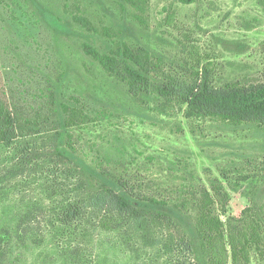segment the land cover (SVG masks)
<instances>
[{
  "label": "rangeland",
  "instance_id": "obj_1",
  "mask_svg": "<svg viewBox=\"0 0 264 264\" xmlns=\"http://www.w3.org/2000/svg\"><path fill=\"white\" fill-rule=\"evenodd\" d=\"M91 50L113 56L116 71ZM127 65L149 78L148 91L129 92ZM201 77L216 85L264 81V0H0V100L21 123L43 130L56 121L63 130L68 115L81 112L64 141L88 181L103 167L148 195L186 197L193 185L222 184L226 264H264V127L188 118L185 104L154 90ZM68 181L71 190L76 182ZM179 211V233L152 227L140 238L123 222L96 230L79 264H209L192 214ZM253 229L262 237L257 247L235 240ZM75 259L42 243L14 247L1 264Z\"/></svg>",
  "mask_w": 264,
  "mask_h": 264
},
{
  "label": "trees",
  "instance_id": "obj_2",
  "mask_svg": "<svg viewBox=\"0 0 264 264\" xmlns=\"http://www.w3.org/2000/svg\"><path fill=\"white\" fill-rule=\"evenodd\" d=\"M91 54L108 72L116 71L113 56H100L92 50ZM124 54L140 63L133 53L124 50ZM122 78L133 95L148 91L151 85L148 77L128 65ZM154 90L168 101L176 99L185 104L188 118L214 117L227 123H255L264 127V81L216 85L207 77L189 82L174 79L156 85ZM84 118L81 112L73 111L63 121V130L57 128L56 121H51L53 127L33 129L21 123L18 115L0 100V264L12 256L14 247L42 243L59 252L67 251L76 258L74 264L85 263L87 254L81 247L96 230H117L116 224L121 227L123 222L140 238L152 227L179 233L180 209L189 216L192 214L194 230L204 243L200 249L209 264H226L220 216L226 212L228 195L223 185L214 181L209 189L193 185L195 188L188 196L175 197L136 192L129 181L111 175L103 167L94 169L95 181L90 176H86L89 181L83 179V161L73 145L64 140L69 136L68 128ZM33 135L31 139L28 137ZM69 178L76 182L71 190ZM122 232L128 236L126 231ZM238 238L256 247L262 239L255 229L249 237L242 235L235 240L239 241ZM73 247L80 250L70 251ZM231 248L235 257V242ZM183 264L195 263L190 260Z\"/></svg>",
  "mask_w": 264,
  "mask_h": 264
}]
</instances>
